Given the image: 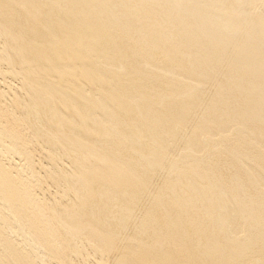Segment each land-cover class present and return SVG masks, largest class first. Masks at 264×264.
Masks as SVG:
<instances>
[{
    "label": "bare ground",
    "instance_id": "1",
    "mask_svg": "<svg viewBox=\"0 0 264 264\" xmlns=\"http://www.w3.org/2000/svg\"><path fill=\"white\" fill-rule=\"evenodd\" d=\"M0 264H264V0H0Z\"/></svg>",
    "mask_w": 264,
    "mask_h": 264
}]
</instances>
